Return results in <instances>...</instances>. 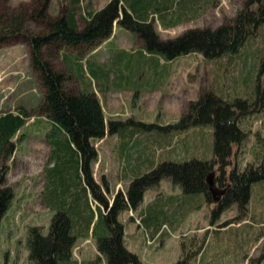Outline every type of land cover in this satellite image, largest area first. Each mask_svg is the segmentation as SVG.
Listing matches in <instances>:
<instances>
[{
	"label": "trees",
	"instance_id": "16d2710c",
	"mask_svg": "<svg viewBox=\"0 0 264 264\" xmlns=\"http://www.w3.org/2000/svg\"><path fill=\"white\" fill-rule=\"evenodd\" d=\"M9 1L1 2L0 45L15 41L28 44L31 65L42 89L39 113L48 121L43 137L53 148V165L49 169L46 186L50 194L45 204L52 209L53 215L46 235L42 234L40 227L27 228L28 260L32 264H77L73 261V249L76 241L87 234L95 240L96 252L106 264H142L124 244V225L119 217L126 211L137 212L146 191L165 179L179 186L185 195H202L205 203L211 205L213 201L206 177L217 169L220 175L215 181L226 192L214 204L211 223L233 205L237 206L238 212L235 221L246 218L254 187L264 181V161L258 165L248 164L243 170L232 167L227 174L225 171L232 166L231 159L236 154L233 147L239 148L247 138L240 120L253 113H264V53L258 59L253 92L251 88L247 97L224 98L206 91L188 105L184 115L161 127L142 123L134 117L107 120L99 99L92 91L75 94L66 90L64 75L45 58L44 51L57 52L62 47L92 45L97 40L108 38L115 25L138 37L145 52L168 62L192 53L209 62L231 59L260 27H264V0H246L243 9L233 19L217 28L191 29L170 40L159 37L154 23L168 29L190 21L196 17L202 0H111L103 8L84 16H77L73 10L55 18L47 13L49 0L16 8L8 6ZM78 18L83 23L82 27ZM30 22L42 26L44 33L30 34ZM68 58L65 55V60ZM79 74L80 67L76 69L78 78L81 77ZM135 96L136 92L133 93ZM30 117V113L22 109L0 114L1 160L12 158L17 143L25 138ZM198 128H208L212 134L210 159L194 156L182 160L166 158L156 165L148 162V166L140 168L145 161H140L139 150L147 152L148 147L154 145L147 142L150 138L142 139L143 131L158 130L160 133L151 137L158 139ZM51 135L54 141L48 140ZM106 135L118 136L117 152L124 163L123 168L130 161L132 149L139 161L138 166L130 171L132 178L127 189L124 192L117 190L111 199L107 197L109 188L105 178L102 177L98 184L92 172V165L98 160L92 141L102 140ZM3 172L0 171V184L4 180ZM0 194L1 227L10 196L6 191H0ZM174 200L169 198L171 204L163 205L173 211ZM92 202L95 208H92ZM156 204L154 201L146 206V211L140 213V219L142 225L151 223L160 230L169 219L156 214L154 210L161 209ZM201 249V245L195 247L193 240L180 242V255L175 264H190L191 258L199 255Z\"/></svg>",
	"mask_w": 264,
	"mask_h": 264
},
{
	"label": "rangeland",
	"instance_id": "374dc122",
	"mask_svg": "<svg viewBox=\"0 0 264 264\" xmlns=\"http://www.w3.org/2000/svg\"><path fill=\"white\" fill-rule=\"evenodd\" d=\"M74 1L49 0L47 13L55 18L75 10L77 16H84L103 8L111 0ZM245 1L202 0L200 9L191 22H182L168 29H163L155 22L154 28L162 40L177 38L191 29H214L233 19L243 9ZM1 2L2 0L0 8H3ZM34 2L39 0H10L8 6L16 8ZM78 24L83 26L79 18ZM28 27L30 34L44 33L43 27L35 22H30ZM131 49L134 63L145 61L148 66L144 73L151 76L149 80L156 81L158 77L151 68V65L156 64L142 55L148 53L143 50L140 39L115 25L108 38L97 40L92 45L62 47L57 52L44 51V55L64 75L66 90L77 94L87 87L96 95L107 120L133 116L142 123L162 127L174 123L184 115L188 105L206 91L224 98H245L251 94L258 59L264 53V27H260L256 35L231 59L222 58L209 62L201 55L192 53L173 61L164 60L158 66L160 69L169 68L168 83L163 87L154 86L156 90L160 88L159 91L151 89V93L142 98H139L138 93L134 98V92L117 93L115 87L118 82H115L113 73L108 79L111 82L103 83L101 90L97 86L91 87L87 84L89 78L86 75L78 78L76 70L71 69L65 60L67 55L84 65L93 61L105 64L106 68H113L115 55L122 50ZM41 99L42 89L31 65L28 44L15 41L0 45V114L22 109L31 115L25 128V138L17 143L12 158L7 161L0 159V171H4L0 191H6L10 196L0 227V264H32L28 260L27 228L40 227L42 234L46 235L53 215L52 209L45 205L50 194L46 186L49 181L48 172L53 165V148L47 144V138L43 137L48 129V121L39 113ZM239 124L247 133V138L239 148L233 147L236 154L232 156V166L226 169L225 174L232 167L243 170L248 164L258 165L264 161V113L250 114L241 119ZM157 132L160 133L158 130L143 131L142 139L150 138L147 142L151 141L154 145L147 152L139 150L140 161H145L141 169L148 166V162L156 165L166 158H211L212 134L208 128L158 139L151 138ZM150 133L151 136H148ZM48 140L54 141V136L51 135ZM92 144L98 151V160L92 165L94 180L100 184L101 178L105 176L109 188L107 197L111 199L117 190L124 192L129 184L126 181L116 182V174L122 167L117 156L118 140L115 136H106L102 140H93ZM136 154L132 149L126 167L127 174L138 166ZM213 172L216 187L222 189L215 181L219 172L217 169ZM169 198L176 200L172 207L174 212L171 213V208L167 210L166 218L170 222L166 223L167 230H163L167 234H162L155 239L153 245L147 246V230L142 228L140 213H144V208L154 201L157 202L156 207H162V200L166 199V203ZM214 206L207 205L202 195H185L170 180H162L158 186L146 191L137 212L126 211L120 215V222L126 232V248L137 254L143 264H175L180 254V242L189 243L193 240L195 247L201 245L202 249L199 255L191 258L190 264H264V181L255 185L249 213L243 221H235L238 212L237 206L233 205L211 223ZM92 208H95L93 202ZM131 217L133 220H130ZM133 244L135 246L132 247ZM73 261L77 264H106L105 259L96 252L95 240L90 234L76 241Z\"/></svg>",
	"mask_w": 264,
	"mask_h": 264
},
{
	"label": "crops",
	"instance_id": "0c3cea01",
	"mask_svg": "<svg viewBox=\"0 0 264 264\" xmlns=\"http://www.w3.org/2000/svg\"><path fill=\"white\" fill-rule=\"evenodd\" d=\"M192 20H190V22ZM132 52H133V49H131L130 51L129 50H122V51L118 52L114 57L115 63H114L113 68H109V67L106 68L104 66L105 64H99V63H96L93 61H88V63L84 65L83 63L79 62L76 58H72V57H69L66 60V63L68 64V66L71 69L74 68L76 70V69H78V67H80V74L81 75L80 74L79 75L81 77L86 75L89 78V81H87V84H89V86H91V87L97 86V88L100 90H101V86L103 83L105 84L106 82H109V83L111 82L108 79H110V76L113 73V77L115 79V82H118V83H116V87H115L117 93H122V92L123 93H125V92L126 93H133V92H136V93H138L139 98L140 97L142 98L144 95L150 94L151 89L155 90L154 92H158L160 88H158V90H156L154 88V86L163 87V85H166L168 83L169 78H170L169 68L160 69L158 66V65H161V62H164V60L160 57L153 56L150 54H148V55L142 54L145 58L149 57L148 59H152L151 62L155 63L157 65V66L151 65V68H153V70L156 73V77H158V79L156 81H153V80H149V78H151V76L146 75L144 73L145 67L148 66L147 63L145 61H138L137 63H134L132 56H131ZM159 73H161V74L159 75ZM83 91H89V90L87 89V87H85V88H82V91H80L79 93H81ZM124 108L126 109V107H123V109ZM129 117H133V116H129ZM129 117L117 118V119L124 120V119H127ZM137 121H139V120H137ZM113 136H115V138H116V140H118V144H119L118 136L117 135H113ZM117 148H118V146H117ZM148 149H151V148L148 147ZM124 151L126 152V149H124ZM117 156L119 159V165L121 166V164H122V167L120 170H118V173L116 174V182H118V183H122L123 181L130 182V180L132 178V176H131L132 173L131 174L126 173L127 170H126V168H123L124 163L122 162V160L119 156V153H117ZM103 177L105 178L104 175H103ZM105 180H106V182H108V180L106 178H105ZM164 200L165 199L162 200V205L165 204ZM166 203L171 204L170 202H166ZM165 207L167 209H164ZM168 208H169L168 206L163 205L160 210L156 209L154 211H156V214L160 215V217L166 218V216L168 215V213H167ZM172 212H174V210L171 211V213ZM119 219H120V217H119ZM168 222H170V221H168ZM142 228L147 230V232H148L147 233L145 231L146 232V234H145L146 238H151V239L152 238H155V239L158 238L159 231H157V230L159 227L156 228L154 224L149 223L148 225L143 224ZM124 233L126 234L125 230H124ZM124 244L126 246L125 239H124ZM133 246H135V245L133 244L132 247ZM140 261H141V259H140Z\"/></svg>",
	"mask_w": 264,
	"mask_h": 264
},
{
	"label": "water",
	"instance_id": "95a60500",
	"mask_svg": "<svg viewBox=\"0 0 264 264\" xmlns=\"http://www.w3.org/2000/svg\"><path fill=\"white\" fill-rule=\"evenodd\" d=\"M206 184L208 186V190L211 194L213 204H217L221 197L225 194L226 189H219L216 187L215 182H214V172H209L207 177H206ZM0 199H1V194H0Z\"/></svg>",
	"mask_w": 264,
	"mask_h": 264
},
{
	"label": "built area",
	"instance_id": "2783aa9c",
	"mask_svg": "<svg viewBox=\"0 0 264 264\" xmlns=\"http://www.w3.org/2000/svg\"><path fill=\"white\" fill-rule=\"evenodd\" d=\"M163 230H167V229H166V226H163V227H162V231H163ZM152 243H153V241H147V244H148V245H151Z\"/></svg>",
	"mask_w": 264,
	"mask_h": 264
}]
</instances>
